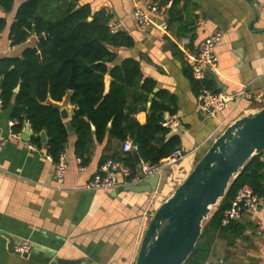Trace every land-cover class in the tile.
Wrapping results in <instances>:
<instances>
[{
	"label": "crops",
	"instance_id": "0c3cea01",
	"mask_svg": "<svg viewBox=\"0 0 264 264\" xmlns=\"http://www.w3.org/2000/svg\"><path fill=\"white\" fill-rule=\"evenodd\" d=\"M23 1L14 0L9 11L0 5V15L6 19L0 58L20 56L26 47L40 41L32 34L25 43L12 45L10 28ZM194 1L199 5L196 21L203 19L204 23L196 22L192 32L182 36L176 27L164 31L159 22L141 28L133 17L136 5L143 4L141 0L78 2L80 6L90 4L93 11L105 9L112 15L113 29L133 36L132 47L118 50V62L127 57L139 59L143 75L176 98V113L167 111L165 117L174 115L181 124L170 130L167 139L178 138L177 148L186 156L178 165L165 169L169 170L168 179L160 178L156 190H130L132 184L123 177L107 191L88 189L87 184L102 167V157L125 156L123 143L113 137L96 142L82 168L75 152L74 127L65 149L67 172L64 180L58 181L56 163L46 146L42 143L39 147L31 142V136H25L27 123L13 134L9 126L12 106L5 108L0 103V136L7 140L0 153V264H134L155 210L228 125L264 107V0ZM214 31L223 36L216 45L218 66L208 74L207 82L228 99L215 116L206 117L179 42L187 36L191 48H197ZM64 101L58 102L68 107L70 116L64 121L72 124L76 106ZM149 105L133 113L140 123L146 122ZM148 178L138 185L149 187ZM261 197L259 208L237 221L235 230L240 232L233 230L217 237L213 262L264 264V194ZM25 240L31 244L28 255L15 251Z\"/></svg>",
	"mask_w": 264,
	"mask_h": 264
},
{
	"label": "trees",
	"instance_id": "16d2710c",
	"mask_svg": "<svg viewBox=\"0 0 264 264\" xmlns=\"http://www.w3.org/2000/svg\"><path fill=\"white\" fill-rule=\"evenodd\" d=\"M13 1L0 0V5L9 11ZM153 1L166 7L169 30L176 27L179 36L192 32L199 8L194 0ZM78 2L24 0L17 9L9 33L12 45L25 43L32 34L40 37L48 32L49 38L26 47L20 56L0 58V99L5 108L12 106L11 118L17 121L14 131L21 132L29 123L34 132L30 140L39 147L43 146L40 133L46 131V152L58 163L69 131L60 109L48 100L61 102L68 94L74 57L77 86L71 91L70 102L76 109L71 122L77 134L75 152L80 165L86 166L94 144L106 137L123 144L129 137L136 138L137 151L144 162L162 163L179 143L176 137L167 139L170 130L163 126L165 112L177 111L175 96L165 89L155 92L157 82L143 75L139 59L127 57L118 62V50L132 47L133 36L112 29V15L105 9L93 11L90 4L80 6ZM5 26L6 19L0 15V36ZM189 70L199 92L201 83L194 79L191 67ZM204 83L218 92L207 79ZM148 102L146 122L140 123L133 113L145 108ZM124 154L104 156L101 165L114 159L137 172L140 164L132 153ZM263 156L264 152L254 155L232 178L225 196L204 220L200 238L184 264H204L217 258V237L239 227L237 221L223 225L222 220L243 185H250L259 196L264 194Z\"/></svg>",
	"mask_w": 264,
	"mask_h": 264
},
{
	"label": "water",
	"instance_id": "95a60500",
	"mask_svg": "<svg viewBox=\"0 0 264 264\" xmlns=\"http://www.w3.org/2000/svg\"><path fill=\"white\" fill-rule=\"evenodd\" d=\"M158 22L162 23L163 20ZM44 38H49L48 32L40 36L39 40ZM72 62L69 92L64 97L66 101H70L71 91L77 86L74 57ZM106 80L108 90L110 77L107 76ZM48 102L60 109L63 119L70 116L68 107L52 100ZM66 126L69 132L73 131L71 123ZM24 134L27 137L34 134L28 123ZM40 136L42 143L47 146L46 131L43 130ZM136 143L134 138L132 145L136 146ZM263 152L264 107L244 114L228 125L198 159L186 178L155 210L143 233L134 264H184L195 249L204 220L210 216L212 207L225 196L232 178L240 173L254 155ZM132 154L136 163L140 164L142 159L137 149ZM160 178V174H155L148 178L149 187L132 185L129 189L156 190Z\"/></svg>",
	"mask_w": 264,
	"mask_h": 264
},
{
	"label": "built area",
	"instance_id": "2783aa9c",
	"mask_svg": "<svg viewBox=\"0 0 264 264\" xmlns=\"http://www.w3.org/2000/svg\"><path fill=\"white\" fill-rule=\"evenodd\" d=\"M141 1L143 4L136 5L133 11V17L137 24L141 28L145 29L152 26L153 24H156L159 20H163V22L159 23V25L164 31L168 32V24L165 21L166 7H160L153 0ZM197 23L202 25L204 20L198 19ZM110 26L112 29L114 28L112 23ZM222 36V32L214 31L207 35L203 43L197 48H191V40L187 36L181 38L179 42L185 60L192 69L194 79L201 83V88L198 93V100L200 108L206 117L215 116L224 108L228 99V97L223 92L213 91L204 83L208 74L218 66L219 56L216 52V45L221 41ZM0 103H2L1 99ZM16 124V120H11L9 123L11 132L13 134H15L14 126ZM180 124V120L174 117V115H167L163 122V126L169 130L178 129ZM6 142L7 140L0 136V153L4 149ZM134 149H137V147L132 145L131 140H126L124 142L122 147L123 152H132ZM185 156V153L177 148L172 151L169 157L162 163L151 165L150 163L144 162L142 160L140 163V168L137 170V172L123 163H118L114 159H109L102 165L101 169L87 184V188L92 190L107 191L118 185L120 177H123L129 184L138 185L146 178L155 174H160L161 176L165 169L178 165V163L182 161ZM67 168L68 162L66 159V152L63 151L60 155L58 163H56V174L58 181L62 182L64 180ZM261 203L262 197L259 196L250 185H243L238 190L230 208L225 211L222 220L223 225H228L231 222L239 221L245 214L256 211ZM30 250L31 244L28 240L23 241L21 244L15 247V251L19 254L29 253ZM223 263V260H218L216 262L207 260L204 264Z\"/></svg>",
	"mask_w": 264,
	"mask_h": 264
},
{
	"label": "rangeland",
	"instance_id": "374dc122",
	"mask_svg": "<svg viewBox=\"0 0 264 264\" xmlns=\"http://www.w3.org/2000/svg\"><path fill=\"white\" fill-rule=\"evenodd\" d=\"M168 174H169V170H164V172L161 175V179H163L164 181H167ZM217 205L212 207V212L216 209Z\"/></svg>",
	"mask_w": 264,
	"mask_h": 264
}]
</instances>
